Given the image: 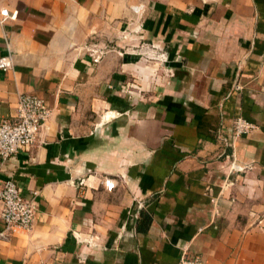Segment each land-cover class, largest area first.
<instances>
[{
  "label": "crops",
  "instance_id": "1",
  "mask_svg": "<svg viewBox=\"0 0 264 264\" xmlns=\"http://www.w3.org/2000/svg\"><path fill=\"white\" fill-rule=\"evenodd\" d=\"M3 56L0 121L20 93L51 115L0 158L37 193L0 264H264V0H0Z\"/></svg>",
  "mask_w": 264,
  "mask_h": 264
},
{
  "label": "built area",
  "instance_id": "2",
  "mask_svg": "<svg viewBox=\"0 0 264 264\" xmlns=\"http://www.w3.org/2000/svg\"><path fill=\"white\" fill-rule=\"evenodd\" d=\"M2 14L8 15L7 10H3ZM155 48L152 45V49ZM87 51L92 61L98 63L106 54L104 47L98 43H90ZM147 60H167L166 53H153L149 50L144 51ZM10 65L8 57L0 58V68L6 70ZM51 115V109L38 96L31 93H20L18 97L17 111L12 119H2L0 121V157L6 160L21 150L28 149L34 145L39 131L47 119ZM255 128V124L251 121L238 117L234 122V137L238 138ZM235 158L234 151L227 155ZM234 168L242 169L239 165L234 164ZM107 188L112 189L115 183L111 179L105 180ZM36 192L32 196H25L21 187L14 178H9L0 185V203L1 218L4 222V231L0 233L4 236V232L16 229L31 230L36 218L37 201ZM178 264H206L201 257L184 256Z\"/></svg>",
  "mask_w": 264,
  "mask_h": 264
},
{
  "label": "water",
  "instance_id": "3",
  "mask_svg": "<svg viewBox=\"0 0 264 264\" xmlns=\"http://www.w3.org/2000/svg\"><path fill=\"white\" fill-rule=\"evenodd\" d=\"M1 158V157H0Z\"/></svg>",
  "mask_w": 264,
  "mask_h": 264
}]
</instances>
